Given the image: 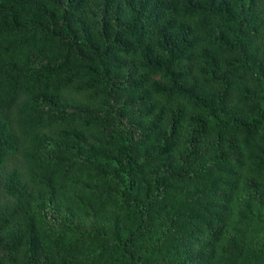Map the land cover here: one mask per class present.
I'll use <instances>...</instances> for the list:
<instances>
[{
	"label": "trees",
	"instance_id": "obj_1",
	"mask_svg": "<svg viewBox=\"0 0 264 264\" xmlns=\"http://www.w3.org/2000/svg\"><path fill=\"white\" fill-rule=\"evenodd\" d=\"M0 264H264V0H0Z\"/></svg>",
	"mask_w": 264,
	"mask_h": 264
}]
</instances>
